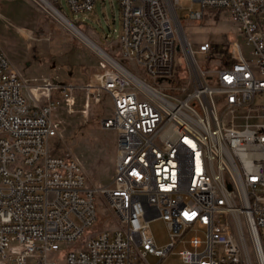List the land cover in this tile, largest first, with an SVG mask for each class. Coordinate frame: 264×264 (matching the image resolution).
<instances>
[{
    "label": "built area",
    "instance_id": "1",
    "mask_svg": "<svg viewBox=\"0 0 264 264\" xmlns=\"http://www.w3.org/2000/svg\"><path fill=\"white\" fill-rule=\"evenodd\" d=\"M35 1L77 25L60 0ZM180 1L119 0V45L104 48L96 94L109 98L101 126L118 134L106 184L89 183L78 157L55 151L53 113L75 86L26 78L0 42V264H151L149 254L160 264L181 241L186 264H252V254L264 264V0H193L201 8L183 17ZM67 2L75 13L96 4ZM216 7L240 21L251 50L233 37L210 68L197 53L211 61L217 45L195 49L184 20ZM103 218L117 225L98 228ZM157 218L169 229L165 245L151 228ZM193 229L205 236L185 239Z\"/></svg>",
    "mask_w": 264,
    "mask_h": 264
},
{
    "label": "rangeland",
    "instance_id": "2",
    "mask_svg": "<svg viewBox=\"0 0 264 264\" xmlns=\"http://www.w3.org/2000/svg\"><path fill=\"white\" fill-rule=\"evenodd\" d=\"M59 6L72 20L81 23L77 24V33L35 0H0V42L12 60L30 70L29 78L75 86L70 102L63 99L53 113L61 135L55 151L78 157L89 183L106 184L115 174L118 134L115 129L101 126L104 103L109 101L107 95L99 101L96 99L102 79V75L96 74L102 70V56L96 51L100 50L97 45L92 43L95 50L85 39L84 33L108 52L115 53L121 32L119 0H96L95 8L84 13L73 12L67 0H60ZM190 8L199 9L201 6L197 1L181 0L178 8L180 16L183 17ZM239 24L240 21L232 17L228 9L217 7L208 8L200 20H184L185 31L195 49L203 40L217 45L211 61H205L204 54L197 53V60L204 67L221 66V57L226 56L233 37L239 36L246 54H249L251 47L239 35ZM107 34L108 42L103 43L99 37ZM181 56H184L182 52L178 54V57ZM180 61L185 62L184 59ZM40 75L39 78L33 77ZM212 83L216 81L212 80ZM55 94L61 96L60 91ZM263 99V95H258L257 103H262ZM99 204L102 213L111 214L104 199H100ZM115 225L116 219L103 218L98 228ZM151 228L157 244L165 245L170 241L169 229L163 219L152 220ZM260 231L264 239V227ZM194 234L205 236L203 229H193L185 235V239ZM61 247L66 248V245ZM187 247H190L187 241L179 242L160 264H186L180 251ZM252 258V264H258L254 254ZM148 259L151 264L160 261V257L153 254H149ZM59 264H65V261L60 258Z\"/></svg>",
    "mask_w": 264,
    "mask_h": 264
},
{
    "label": "bare ground",
    "instance_id": "3",
    "mask_svg": "<svg viewBox=\"0 0 264 264\" xmlns=\"http://www.w3.org/2000/svg\"><path fill=\"white\" fill-rule=\"evenodd\" d=\"M61 18H62V20H63V22H64V24L70 29V30H72L73 32H75V33H77L76 32V30L75 29H79L78 28V26L75 24V23H73L72 21H70L67 17H63L62 15H61ZM80 33V32H79ZM80 34H82V33H80ZM85 34V39L90 43V45L92 46V43H94L95 45H97V48L98 49H100L99 51L98 50H96L93 46V48L101 55V56H106V57H108V55H107V52H106V50L100 45V44H98L95 40H93L92 38H90L88 35H86V33H84ZM99 46V47H98ZM102 68V67H101ZM96 75H103V69L101 70V72H99V73H97Z\"/></svg>",
    "mask_w": 264,
    "mask_h": 264
},
{
    "label": "crops",
    "instance_id": "4",
    "mask_svg": "<svg viewBox=\"0 0 264 264\" xmlns=\"http://www.w3.org/2000/svg\"><path fill=\"white\" fill-rule=\"evenodd\" d=\"M92 31V30H91ZM92 33H94L93 31H92ZM100 37H106V36H104V35H102V36H100ZM99 37V38H100ZM118 41V40H117ZM12 60V59H11ZM12 62L16 65V67L18 68V70L22 73V75L23 76H25L26 78H29L30 76L28 75V73L30 72V70L29 69H25V67H24V65L22 64V63H17V62H15L14 60H12ZM42 75V74H41ZM41 75L40 76H33V77H41Z\"/></svg>",
    "mask_w": 264,
    "mask_h": 264
},
{
    "label": "trees",
    "instance_id": "5",
    "mask_svg": "<svg viewBox=\"0 0 264 264\" xmlns=\"http://www.w3.org/2000/svg\"><path fill=\"white\" fill-rule=\"evenodd\" d=\"M78 25L81 24V23H77Z\"/></svg>",
    "mask_w": 264,
    "mask_h": 264
}]
</instances>
